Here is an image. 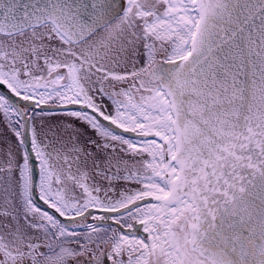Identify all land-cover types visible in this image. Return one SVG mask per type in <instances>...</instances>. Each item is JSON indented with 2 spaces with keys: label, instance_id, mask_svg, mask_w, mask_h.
Here are the masks:
<instances>
[{
  "label": "snow or ice",
  "instance_id": "6c2138e0",
  "mask_svg": "<svg viewBox=\"0 0 264 264\" xmlns=\"http://www.w3.org/2000/svg\"><path fill=\"white\" fill-rule=\"evenodd\" d=\"M0 264H264V0H0Z\"/></svg>",
  "mask_w": 264,
  "mask_h": 264
}]
</instances>
